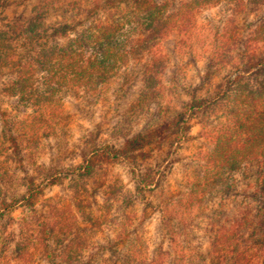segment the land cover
<instances>
[{"label":"rangeland","instance_id":"374dc122","mask_svg":"<svg viewBox=\"0 0 264 264\" xmlns=\"http://www.w3.org/2000/svg\"><path fill=\"white\" fill-rule=\"evenodd\" d=\"M166 1L176 10L190 0ZM95 2L2 0L0 30L14 23L26 26L34 20L41 26L39 32L44 29L46 42L54 44L57 25L87 22L90 15L100 13ZM236 5L234 0H224L196 9L186 32L163 39L160 51L167 59L159 77L164 88L159 94L162 103L148 102V94L141 92L145 61L130 62L100 93L63 98L61 125L54 133L40 136L32 156L28 151L22 153L27 175L14 168L12 147L0 154V167L13 178L7 199L19 202L9 213L0 211V264H49L34 249L23 260L13 259L19 222L27 215L21 199L26 178L34 180L33 190L38 194L33 203L38 214H57L73 232L89 238L78 264H132L129 252L142 260L164 251L169 253L159 264H208L216 229L227 228L244 212L251 216L257 206L253 194L262 168L256 166L259 158L249 159L234 177L231 190L216 189L188 215L174 214L173 204L208 168L216 140L224 134L240 145L248 136L232 113L237 108L232 102L233 82L244 69L238 54L244 44L251 48L264 5H252L249 0ZM252 85L256 87L254 81ZM201 101L208 102L205 112L192 113L183 117L185 123L178 122L176 115L186 105ZM0 109L10 123L32 113L27 103L16 98H1ZM263 110L264 106L257 108L256 114ZM153 128L160 131L158 138L142 150L114 162L97 159L103 147L119 149L126 138ZM26 143L22 139L20 148ZM85 161L92 165L89 173L83 169ZM152 175V185L139 184ZM59 239L62 243L60 234L49 243L54 255L60 251Z\"/></svg>","mask_w":264,"mask_h":264},{"label":"trees","instance_id":"16d2710c","mask_svg":"<svg viewBox=\"0 0 264 264\" xmlns=\"http://www.w3.org/2000/svg\"><path fill=\"white\" fill-rule=\"evenodd\" d=\"M221 1L224 0H190L171 10L166 0H97L94 5L100 13L90 15L87 22L81 20L57 25V30H53L57 31L54 44L46 42L45 31H38L41 26L37 21L33 20L26 26L15 23L4 26L0 30V100L16 98L20 103H27L32 113L10 123L8 115L0 109L3 133L0 136V154L12 147L16 156L14 168L27 175L22 153L28 151V156H32L40 136L54 133L55 127L61 125L60 102L63 98L72 94L100 93L130 62L145 61L147 67L141 92L148 94L145 95L150 97L148 102L162 103L159 94L164 88L160 86L159 77L167 58L161 54V42L186 32L193 11ZM234 1L238 6L248 0ZM249 2L264 5V0ZM59 39L64 42H59ZM251 42L252 49L244 44L238 54V61L244 69L238 72L237 80L233 82L235 95L232 99L237 106L235 111L232 109L235 120L248 136L240 145L236 140L223 137L224 134L220 136L208 157V168L205 167L193 181L188 193L173 204L175 215H188L194 208L202 206L214 190H231L234 177L249 159H260L256 166L262 168L256 177V192L253 194V198H257V206L251 216L244 212L227 228L220 226L216 229L207 256L208 264H264V110L256 114V109L264 106V17L258 20ZM253 81L256 87L252 85ZM207 103L201 101L186 105L176 115L178 122L185 123L183 117L192 113L205 112ZM159 132L154 128L145 133L137 132L126 138L119 149L103 147L97 159L114 162L140 151L154 143ZM22 139L27 143L21 149ZM85 164V172H91L92 165L88 161ZM147 177L149 180L142 178L139 181L141 186L154 183L155 175ZM12 179L7 169L0 167L1 212L9 213L19 204L17 199H7ZM26 182L27 188L21 199L27 207V215L19 222L18 234L13 241V259L23 260L29 250L34 249L49 264H78L89 238L80 235L79 231L73 232L64 220L57 218V214L51 212L49 217L38 214L33 203L38 194L33 190L34 180L26 178ZM58 234L62 235L63 242L59 239L60 251L54 255L49 243L56 235L58 238ZM170 239L173 246L174 237ZM168 253L164 251L154 258L139 260L129 252L127 257L132 264H159V260Z\"/></svg>","mask_w":264,"mask_h":264}]
</instances>
